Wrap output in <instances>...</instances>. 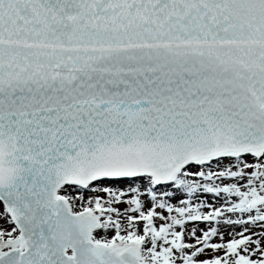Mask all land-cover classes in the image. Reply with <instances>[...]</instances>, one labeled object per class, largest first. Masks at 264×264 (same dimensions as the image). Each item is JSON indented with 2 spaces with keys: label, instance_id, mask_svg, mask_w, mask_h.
<instances>
[{
  "label": "snow or ice",
  "instance_id": "1",
  "mask_svg": "<svg viewBox=\"0 0 264 264\" xmlns=\"http://www.w3.org/2000/svg\"><path fill=\"white\" fill-rule=\"evenodd\" d=\"M0 264H264V0H0Z\"/></svg>",
  "mask_w": 264,
  "mask_h": 264
}]
</instances>
